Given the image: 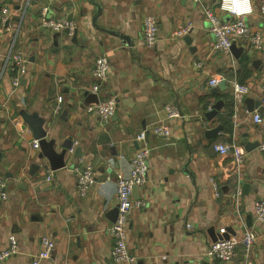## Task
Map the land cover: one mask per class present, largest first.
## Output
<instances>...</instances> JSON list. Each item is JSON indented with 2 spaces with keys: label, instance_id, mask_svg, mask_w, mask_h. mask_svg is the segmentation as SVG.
<instances>
[{
  "label": "crops",
  "instance_id": "0c3cea01",
  "mask_svg": "<svg viewBox=\"0 0 264 264\" xmlns=\"http://www.w3.org/2000/svg\"><path fill=\"white\" fill-rule=\"evenodd\" d=\"M219 1L0 0V178L8 192L0 203V250L10 235L18 246L17 254L0 264H30L43 236L54 246L41 264H114L108 228L117 208L115 177L129 174L138 148L135 136L165 118L169 104L182 117L165 121L170 136L147 137V178L132 193L144 205L130 213L129 252L137 264H240L239 247L230 262L204 254L213 239L240 237L248 228L255 235L250 264H264V224L252 213L253 202L264 199V157L258 146L245 149L264 139V111L262 121L254 123L248 105L264 96V53L246 41H237L231 53L212 50L203 8L217 11ZM251 1L248 26L264 39V0ZM43 8L50 17L74 20L75 35L45 28ZM4 16L18 27L15 35L4 31ZM145 16L158 24L152 48L142 42ZM187 24L188 34L177 36ZM16 51L28 64L10 98L11 74L3 66ZM101 55L110 66L98 98L117 103L106 124L86 111L95 101L89 91L93 61ZM211 76L224 80L210 88ZM230 80L249 88L237 108ZM215 105L220 110L209 120ZM32 115L43 121L41 140L26 121ZM218 126L215 135H206ZM35 140L38 149L32 147ZM232 142L245 152L240 163L214 151L215 144ZM41 144L48 155L40 157ZM55 164L59 167L45 183ZM85 165L93 168L96 181L81 195L72 168Z\"/></svg>",
  "mask_w": 264,
  "mask_h": 264
},
{
  "label": "built area",
  "instance_id": "2783aa9c",
  "mask_svg": "<svg viewBox=\"0 0 264 264\" xmlns=\"http://www.w3.org/2000/svg\"><path fill=\"white\" fill-rule=\"evenodd\" d=\"M199 3L200 0H191ZM264 12V8H260ZM42 25L54 33H64L67 37H72L76 33V23L69 17H50L47 15L46 8L42 9ZM251 0H220L217 11L208 7L203 8L205 20L209 24V32L213 36L212 50L216 52L231 53V49L237 41H246L250 46L259 52L264 53V39L260 31H252L247 23V17L252 14ZM1 23L3 29L12 36L16 34L18 27L10 22L7 16L2 17ZM190 25L187 24L176 31V35L184 37L188 34ZM158 24L154 17L145 16L142 20V42L146 48H152L157 41ZM14 41V40H13ZM10 59V60H9ZM28 60L22 52L16 51L6 57L4 69L11 74V88L8 96L11 98L16 94L20 86L22 75L27 68ZM194 67H199L200 62H194ZM109 61L105 55L98 56L93 61L91 77L93 83L89 91L97 96V103L91 104L86 108L87 112L95 114L100 122L106 124L115 114L117 109L116 100L113 97L99 99L101 87L107 81L109 76ZM224 78L222 76H211L207 79L206 85L210 88L217 87ZM229 86L232 95V101L235 108L242 105L244 98L248 95L247 85L239 83L236 80H230ZM60 101V97H58ZM264 111V96L260 101L258 108L253 110L252 120L254 123L262 121L261 112ZM165 118L157 121L141 130L136 136L135 141L138 148L130 158V170L127 176L117 174L115 177V198L117 203V216L108 228V233L113 239L110 250V259L114 264H137V258L128 250L127 232L130 222V213L132 209L139 208L144 202L134 200L132 197L133 188L142 186L147 178L149 168L150 149L147 145V137L152 134L157 137L170 136V128L165 121L177 120L182 117L180 110L175 105L169 104L164 107ZM76 144V143H75ZM32 147L39 148L38 142L33 141ZM258 151L264 157V139L258 144ZM214 151L219 154H230L235 163H240L245 154L243 148L232 142L229 144L217 143L214 145ZM76 176V188L81 195H85L88 189L95 183V172L89 165L83 168H72ZM54 170L50 168L46 171L44 182L49 183L52 179ZM239 191L235 197H238ZM8 198L6 181L0 178V203ZM252 213L256 220L264 224V199H257L253 202ZM41 250L31 256L30 264H41L42 261L50 258L54 243L47 236L41 239ZM255 243L254 233L244 229L240 237H228L226 239H217L207 244L205 256L210 260L230 262L236 254L239 247L242 252V261L240 264H250V255ZM17 241L13 235L8 236V244L0 250V260L10 258L17 254ZM155 264V263H150Z\"/></svg>",
  "mask_w": 264,
  "mask_h": 264
},
{
  "label": "water",
  "instance_id": "95a60500",
  "mask_svg": "<svg viewBox=\"0 0 264 264\" xmlns=\"http://www.w3.org/2000/svg\"><path fill=\"white\" fill-rule=\"evenodd\" d=\"M234 47V46H233ZM233 47H232V49H233ZM232 49H231V51H232ZM95 96V101H94V103H97V96L96 95H94ZM246 101L248 100V99H245ZM252 104V105H251ZM248 105H249V110L250 111H252L253 110V108L254 109H256V108H258V106L260 105V102L259 101H257V102H255V103H252L251 101H248ZM218 110H220V108H219V106H217V105H215L214 106V108H213V110L212 111H210V112H208L207 113V117H208V119L210 120L211 119V116H213V115H215L216 114V112L218 111ZM260 112L262 113V111L260 110ZM26 121L28 122V123H30V125H31V127L33 128V130L35 131V133H34V137L37 139V140H41V139H43V138H45V136H46V133H45V131H43V130H41V124L43 123V121H39L38 119H37V117H35L34 115H32V116H27L26 117ZM220 126H218V127H215V128H213V129H211V130H209V131H206L207 133H206V135L207 136H213V135H215L219 130H220ZM36 140V141H37ZM38 142V141H37ZM39 144V143H38ZM254 146H258V144L257 143H247V145H245V149L246 150H251L252 148H254ZM46 145H44V144H41V150H42V152H41V154H40V157H42V156H45V155H48L47 154V152H46ZM57 167H59L58 165H54V167L53 168H50L51 170H54L55 168H57ZM134 190H135V188H133V192H134ZM112 215H113V218H114V220H115V218H116V216H117V208L112 212ZM226 239V238H228V237H220L219 239ZM217 239L215 238V239H213V241H216Z\"/></svg>",
  "mask_w": 264,
  "mask_h": 264
}]
</instances>
